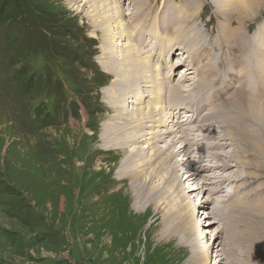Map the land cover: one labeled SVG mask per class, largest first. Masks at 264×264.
Instances as JSON below:
<instances>
[{"label": "rangeland", "instance_id": "rangeland-1", "mask_svg": "<svg viewBox=\"0 0 264 264\" xmlns=\"http://www.w3.org/2000/svg\"><path fill=\"white\" fill-rule=\"evenodd\" d=\"M111 1L117 11L127 13L122 18L128 36L137 30L140 34L139 26L147 27L151 19L154 22L151 20L148 28L156 32L148 31L159 37L184 36L195 26L219 33L228 24L237 31L247 30L255 47L257 34L264 31V0H254L251 8L258 16L245 18L242 25L237 20L241 0H217L224 6L217 3L219 12L212 0ZM111 1L0 0V264H213L219 253L221 261L233 258L231 264H240L248 237L260 226L251 213L258 206L251 202L264 204V189L258 192L264 186V153L257 159L254 152L243 149L240 159L241 147L233 152L228 145L225 151L220 150V158L231 150L234 163L238 162L236 170L228 167V171L214 169L212 173L205 166V172H195L198 179L194 184L199 186L212 181L208 176L220 171L239 179L230 186L219 178L235 199L222 200L225 202L217 206L220 213L217 211L216 217L211 208L217 202H211L213 195L207 188L216 181L218 186L217 178L205 187L207 191H192L184 198L177 187L180 173L172 164L176 158L169 157V163L164 164L144 141L135 145H141L140 151L132 149L135 143L128 142L129 130L117 123L119 113L115 110L118 104L127 103L122 98L127 96L128 83L114 80L115 75H121L113 66L115 57L98 64L118 43L119 31L107 35L110 25L96 14L110 11ZM157 5L165 11L160 13ZM182 5L190 16L185 25L194 24L190 29L173 26L168 15L173 6L181 10ZM157 42L160 39L155 37L144 41L143 51L138 52L141 61H145L143 52L148 56ZM141 80L145 81L139 79L135 84L139 89L133 87L132 94H150L145 87L149 83L140 84ZM236 106L237 110L242 107L239 97ZM246 106L242 113L264 128V104ZM166 142L158 145L165 147ZM235 145L251 150L246 143ZM157 150L160 153V148ZM139 152L145 158L142 167L131 157H139ZM133 170L139 177H129ZM243 181L253 184L239 189ZM134 200L140 206L137 209ZM195 208L202 214L191 216ZM207 212L209 217L204 214ZM201 220L215 224L202 226ZM206 228L215 233L219 230L213 244L209 233L205 235ZM263 231L260 229L259 237ZM208 249L211 254L206 253Z\"/></svg>", "mask_w": 264, "mask_h": 264}, {"label": "bare ground", "instance_id": "bare-ground-1", "mask_svg": "<svg viewBox=\"0 0 264 264\" xmlns=\"http://www.w3.org/2000/svg\"><path fill=\"white\" fill-rule=\"evenodd\" d=\"M87 1H92L93 3L99 0ZM212 1L215 3V7L219 12L221 9L217 8V3L221 4V2H218L217 0ZM114 2H116V0ZM129 2H139V0H129ZM253 2L254 0H241L239 8L240 16L237 19L241 25L244 23L245 18L257 15V13H254L251 8ZM223 7L224 6L221 4V8ZM116 8L118 7L116 6ZM156 9L161 13L162 10H160L158 5L156 6ZM109 10L110 11L103 10L96 14H98L102 20L105 19L104 21L110 25L111 32L107 35L112 36L114 34L113 30H116V32L117 30L119 31L116 33L118 43H116V47L107 50L106 54L109 53V55L106 57L102 56V59L98 60V64L103 65L106 62H111L115 57L117 62L114 63L113 66L119 68L121 75H115V79H113L122 82L124 85L128 83L126 90L128 93L125 92V95L127 96H123L122 98V102L124 100V103H127L125 106L123 103L120 105L118 104L117 109L115 110L119 113L117 123L129 130L128 142L130 144L135 143L134 148L132 149L140 151L141 145H135L144 141L148 148H154L152 150L154 157L161 159L164 164L167 165L169 163V157L170 159L176 158L172 164H174V171L177 170V172L180 173L179 176H183L181 178L178 177L177 187L184 198H188L192 191H197V193L199 190L202 191V189L203 191H207L205 187L211 185L215 178L219 181V178L222 177L231 186L232 181H236V179L239 180L238 177L235 179L232 176H226L222 171H220V173L217 172L215 175H209L208 180L212 181H206V183H204L205 185H203L204 187L199 186L200 184H194V181L198 179L195 172H198L199 174L201 171L205 172L204 170H206V167H208L209 171H212V173L216 172L214 169L223 170L228 167H234L231 168L232 170L235 169L238 162L236 164L234 163L230 154L231 150H228L230 152H225L224 158L223 156L220 158V150L225 151V147L228 145L233 148V152L237 151L238 147H241L239 148L240 151L238 154L240 159L242 158L240 152L243 149L250 154L254 152L256 157H258L257 159H259L262 153H264V128L262 127V124L257 120H251L250 116L242 113L243 107H248L246 104H249V106L254 108H259L264 104V31L261 33L262 36H257L259 42L256 46L251 50H247L244 44L246 39L249 38L247 35L248 31L245 29L237 31L231 29L230 25L226 24L225 26L223 24L224 27L220 31L222 38L216 37L215 39H211L199 26H195L191 32L185 33L186 35L184 34V36L175 34L174 37H171V43L167 42L164 45L162 40L157 42L149 52L154 53L158 49L162 51L153 55V57L156 55V58L153 60L154 64L149 66V58L151 57L144 55L143 52L145 61H141L140 51H143L145 40L152 41L153 34L150 35V32L145 26H139L140 29L142 28V31H139L140 34H138L137 30L132 31V34H129L130 36L126 35L127 33L125 29L128 27L124 23L122 17L125 14L127 16V13L122 12V10L117 11L114 4ZM94 11L97 10L94 9ZM139 11L140 10H132V12ZM132 12L130 14H132ZM159 38L165 39L164 36ZM123 39L126 40L123 42ZM132 43L134 45H132ZM138 46L140 48H138ZM175 47L180 50L178 53H173ZM138 52L140 54H138ZM166 54L168 55V60L165 62V60H163V55L165 56ZM171 55H177V60L176 58L173 59V61H175L174 63L169 59ZM201 61H204V63H201ZM194 62H199L202 66L204 65L203 67L201 66L202 70L194 68ZM128 63H130L129 67L127 66ZM181 63L184 67L177 69L176 66ZM163 69L166 70L163 72ZM143 70H145V72ZM141 78L145 81L141 80L139 82L140 84L149 83L145 87L150 89L149 91L151 95L148 94L147 91L144 93L138 91L132 94L133 87L136 90L139 89L135 84H138L137 82ZM114 80L113 82H115ZM126 80L128 82H126ZM129 81L131 83H129ZM110 91L111 94L115 93L114 89H110ZM188 92L191 93L188 97L186 96L185 99H183V95ZM226 94L228 95L223 98ZM115 95L116 94L113 96ZM238 97L242 102V107L239 110H237L236 106V99ZM220 98H222V100H219ZM176 101L184 102V104H180ZM204 109L207 110L204 113L205 123L192 125L193 116H198ZM181 117H185V119L182 118L179 120ZM148 122L151 123L148 125ZM147 127H149L150 131ZM141 130L143 132H141ZM173 134H178V137H172L171 139L167 137ZM166 140L165 147L158 145L159 141ZM178 142H180V144H178ZM236 142L246 143V147L251 146V150L245 148V146L235 145ZM157 148H160V153H158ZM258 148L260 150H258ZM162 154H166V156L161 158ZM213 154L217 156L213 158ZM139 155V157L138 155H131V157L136 158L134 161H136L137 164L135 165L142 167L145 158L141 157L140 152ZM186 158L189 160L184 161ZM185 162H188V164L184 165ZM233 163L235 165H233ZM187 166L189 167L187 168ZM174 171L171 170L172 174H174ZM226 171H228V169ZM125 174L126 173H124V175ZM129 174V177L133 179L140 175L136 170L131 171ZM254 181H257V179L253 180V182ZM216 182L213 183L214 186L212 188H207L214 196H212L211 202H217L216 207L211 208V214L213 216L216 215L217 211L220 213L217 206L223 205L225 201L235 199V196H233L230 189L229 191H225L226 182L219 181L217 183L218 186L216 185ZM243 182L240 183L239 189L249 187L253 184L252 181L247 183ZM242 184H245L246 186H242ZM136 187L138 186H135L133 189L135 193L138 191V188ZM263 189L264 186L261 187L258 192H262ZM133 195L137 200V193ZM246 196L247 195H245V198ZM238 198L239 197L236 196V199ZM245 198L242 197L240 199L247 201L248 198H246L247 200H245ZM218 199L220 200L218 201ZM136 200H134L133 205L137 209L140 206ZM222 200L225 201L222 202ZM209 202L210 201H207V203L205 202L206 207H208ZM199 203L200 209H202V202L200 201ZM251 203L258 206L256 209L253 208L251 213L253 219L259 221L260 226L256 225L257 230H252V233L247 240V246H245V253L243 256L239 257L238 261L240 264H264V233L259 237L260 229L264 228V204L260 202V200L256 202L252 200ZM192 205H195V203L192 202ZM202 212H199L198 209L195 208L191 216L199 213L202 214ZM204 214L208 216V212ZM211 214L209 212V215ZM205 215L203 216L205 217ZM205 219H207V217ZM216 221L219 222V219ZM200 222L203 223L202 226L213 225V223L215 224L212 220H201ZM256 224L258 223L256 222ZM249 225L247 227H249ZM207 230L208 231L205 232V235L209 233L210 238L208 240L212 241L213 244L218 237L219 230H217L216 233L210 229ZM214 252L216 253L218 250H215ZM206 253L211 254L209 249ZM219 256L220 253L219 255L217 254V260L213 264H231L234 261L233 258H231L232 260L229 262L227 259L221 261Z\"/></svg>", "mask_w": 264, "mask_h": 264}, {"label": "trees", "instance_id": "trees-1", "mask_svg": "<svg viewBox=\"0 0 264 264\" xmlns=\"http://www.w3.org/2000/svg\"><path fill=\"white\" fill-rule=\"evenodd\" d=\"M21 72H19V74H20ZM24 73V72H23ZM17 77H19V75H17Z\"/></svg>", "mask_w": 264, "mask_h": 264}]
</instances>
